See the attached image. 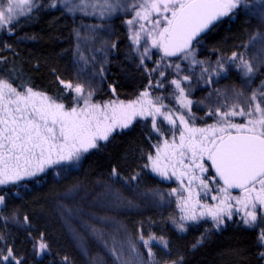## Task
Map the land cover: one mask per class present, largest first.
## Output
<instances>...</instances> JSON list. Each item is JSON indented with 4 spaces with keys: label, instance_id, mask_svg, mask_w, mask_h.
Returning <instances> with one entry per match:
<instances>
[{
    "label": "snow or ice",
    "instance_id": "6c2138e0",
    "mask_svg": "<svg viewBox=\"0 0 264 264\" xmlns=\"http://www.w3.org/2000/svg\"><path fill=\"white\" fill-rule=\"evenodd\" d=\"M42 8L56 9L74 18L93 17L100 23L73 29L77 71L74 80L66 81L57 69L51 70L62 86L58 94L49 95L23 82L16 85L15 69L0 75V186L26 188V181L48 169L66 178L80 166L85 154L100 150L102 142H109L117 130L122 132L136 122L147 124L150 120L147 137L149 141L155 139V143H150L147 150L136 145L128 148V153L142 161L137 165L140 171L124 176L113 165L110 177L127 185L138 182L141 173L150 169L161 180L170 182L175 178L178 187L167 191L153 188L141 196L161 207L171 206V198L175 197L179 215L171 213L167 220L179 233L187 232L190 225L211 222L193 249L234 217H239L246 228H259L257 242L264 249V79L253 86L258 75H264V0H49L47 4L39 0H0V32L12 35L22 20L31 19L33 12ZM241 12L258 20L260 27L236 45L237 50L230 55L218 44L211 49L214 61L197 59L196 45L203 44L205 36L224 18L234 19ZM120 14L128 30V58L136 53V68L147 74L148 82L135 98L126 101L118 98L116 87L109 83L116 98L97 102V78L103 82L109 54L118 49V41L105 37L113 30L110 21ZM3 49L11 50V45L4 43ZM148 61L155 67H149ZM0 63L6 64L7 58H0ZM96 63L100 64L98 70ZM182 63L186 65L184 75ZM167 69L175 71L171 80ZM233 71L239 75V85L212 87ZM157 72L163 79L153 84V74ZM194 79L211 89L199 102L189 98ZM166 83L171 86L169 96L154 95V89L167 91ZM169 97L175 99L177 108L164 103ZM196 103L208 108L205 116L213 118V123L197 126L198 120L204 118L193 112ZM78 188V184L72 185L65 196ZM113 196L121 205L139 206L123 198L119 191ZM7 210L6 194L0 195V220L5 228L10 223L34 227L28 215L21 223L18 208L5 214ZM140 225L135 238L125 230L123 239L112 236L111 247L104 242L113 264H186L182 253L173 254L170 240L151 231L145 235L143 221ZM88 227L103 240L102 230ZM0 241H5L0 247V264H26V258L17 256L4 235H0ZM154 244L159 246L158 251ZM83 251L88 255L86 249ZM50 252L51 245L41 232L33 256ZM258 257L264 260V250ZM60 264L72 261L65 255ZM90 264L106 262L95 256Z\"/></svg>",
    "mask_w": 264,
    "mask_h": 264
},
{
    "label": "trees",
    "instance_id": "16d2710c",
    "mask_svg": "<svg viewBox=\"0 0 264 264\" xmlns=\"http://www.w3.org/2000/svg\"><path fill=\"white\" fill-rule=\"evenodd\" d=\"M39 2L47 4L49 0ZM79 19L68 14L61 15L56 9L42 8L33 12L31 19L22 20L12 35L0 32V58H7L6 64L0 63V75H8L9 70L15 69L18 77L14 81L16 85L23 82L49 95L58 94L62 86L51 70L57 69L66 81L74 80L77 71L72 51L76 46L73 29L81 24L100 23L93 17L81 21ZM123 19L125 17L120 14L110 21L113 30L105 38L118 41V49L109 54L103 82L97 78L95 101L116 98L108 88L109 83L116 87L118 98L126 101L134 98L148 82L147 74L137 70L132 53V59L128 58L130 44ZM258 27V20L242 12L234 19L226 17L196 48H203L211 60L215 56L211 49L218 44L230 55L233 50H237L235 46L246 41L248 35ZM4 43L10 44L11 50L3 49ZM95 67L98 70L100 64L96 63ZM223 79H219L213 86L216 87ZM262 79L264 75H258L253 86L258 85ZM234 83L239 85V78ZM203 89L207 90L208 87ZM207 94L208 91L203 92V95ZM148 132L149 124L139 121L130 129L114 133L109 142L102 143L100 150H91L85 154L80 166L73 169L72 174L66 178L57 177L51 169L38 178L26 181V188L1 187L0 195L6 194L8 201L5 214L18 208L21 223L23 217L28 215L34 225L28 228L10 223L5 228L4 221L0 220V235H4L6 242L14 246L17 256L25 257L26 264H60L65 255L72 264H90L91 258L95 256L103 257L106 264H113V258L104 247V242L107 241L111 247L112 236L116 235L117 240L123 239L125 230L135 238L136 231L141 227L140 222L143 221L144 228L150 226L157 236L163 235L170 240L173 254L182 253L186 264H264L258 257L261 248L254 233L241 226L213 230L210 237L193 249L192 245L207 226H193L183 234L174 231L167 220L171 206L165 204L161 207L141 196V193L149 189L163 190L164 187L147 169L141 173L138 182L127 185L110 177L113 165L118 166L124 176L133 170L140 171L137 165L142 161H137L128 153V148L136 145L149 149L153 140H148ZM74 184L79 185L78 190L65 196ZM116 191L139 206L121 205L113 196ZM88 225L102 230L103 240L93 235ZM117 229H120L119 233ZM41 232L45 234V242L51 245V252L34 257V244L39 240ZM4 242L0 241V247H3ZM85 249L88 255L84 254ZM154 250L158 251L159 246L155 245Z\"/></svg>",
    "mask_w": 264,
    "mask_h": 264
},
{
    "label": "rangeland",
    "instance_id": "374dc122",
    "mask_svg": "<svg viewBox=\"0 0 264 264\" xmlns=\"http://www.w3.org/2000/svg\"><path fill=\"white\" fill-rule=\"evenodd\" d=\"M70 16H71V15H70ZM76 17L80 18V19H79L80 21H81L82 19L87 18V17H81V16H79V15H77ZM125 29H126V33H127V36H128V30H127V27H126V26H125ZM129 44H130V41H129ZM196 49H197V51H196V57H197V59H200V60H203V59H211V58H209V57L206 55V53L204 52L203 48H196ZM132 55H133V57H134L136 63H138V60L136 59V53H132ZM215 59H216V56H213V59H212V60L214 61ZM173 60H174V59H173ZM168 62H171V61H165V63H168ZM147 63H148V66H149V67H155V65L153 64L152 61H148ZM182 68L185 69V70L182 71L181 74H182V75L187 74V71H186V65L183 64V63H182ZM161 70H164V69H163V66H162ZM165 71H166V75H167V77H168V80H171V79L174 77V75H175V71H174L173 69H167V70H165ZM197 73H198V69H197ZM153 76H154L153 84H155V81H156L157 79H163L162 77L159 76V72L153 74ZM237 76H238V77H237ZM233 78H234V79H233ZM237 78H239V75H238L235 71H233V72H231V73L228 75L227 78L221 80L220 83H217V86H216V87H214L213 85H212V87H213V88H223V87H225V86H227V85H231V84H233L234 82H236ZM239 80H240V78H239ZM258 85H259V84H258ZM256 86H257V84H256ZM191 87H192L193 91H192V94L190 95L189 98L192 99L193 101H196V102H199L201 99H203L204 97L207 96V95H206V96L203 95V91H204V92H205V91H208V92H209V91L211 90V89L209 90V88H208L207 90H204L203 88L206 87V86L204 85V83H203V82H200L199 84H197L196 81H195V79L193 80ZM166 88H167V91H165V89H159V90H155V89H154V90H153V93H154V95H160V96L168 97V96H169V92L171 91V86H170V85H167V83H166ZM137 94H138V93H137ZM134 98H135V97H134ZM132 99H133V98H132ZM213 99H214V97H213ZM97 102H101V101H97ZM164 103H165V104H168L169 107H172V108H174V109L178 107V105H176L175 99H174V98H171V97L165 99V100H164ZM205 103H207V101H205ZM193 108H194V109H193V112L196 114L197 117H203V118H204L203 120H198V122H197V126L202 127V126H204V123L211 124V123L214 122L213 118H208L207 116H205V113L208 111V108H207V107H205V106H203V105H200L199 103H196V104H194ZM195 108H198L199 110H195ZM236 119L239 120V118H236ZM141 122H144V121H141ZM147 123L149 124L150 130H151V122H150V120H149ZM123 131H124V130H123ZM117 132H120V130H117ZM102 143H103V142H102ZM152 143H155V139H153V142H152ZM153 151H154V150H153ZM49 170H51V169H48L47 171H49ZM147 170H148V172H149L152 176H154L159 182H161V184L164 186V187H163V191H167L168 189H170V188H172V187H178V184H177V182L175 181V178H173V180L170 181V182H169V181H164V180H161L160 177H158V176H156L154 173H152V172L150 171V169H147ZM47 171H46V172H47ZM43 174H44V173H43ZM41 175H42V174H41ZM1 187H4V186H0V188H1ZM171 199H172L173 202H172V204H171L170 214L176 212V209H175V197H172ZM176 214L179 215L178 212H176ZM169 223H170V222H169ZM236 223H238L239 226L246 228V227L242 224V222L239 221V217H234V219H233L232 221H227L226 224H225L224 226H222L221 230H224V229H226V228H230V227H237ZM198 225H199V226H201V225L204 226V225H205V226H207V227H210V226H211V222H210V221H209L208 223L201 222V223L198 224ZM198 225H196V224H194V225H190L189 228H192L193 226H198ZM170 227H171L172 229H174V231H176L175 227H174L171 223H170ZM189 228H188V229H189ZM149 231L152 232L150 226H147V227L144 228L145 235H147V232H149ZM176 232H177V231H176ZM177 233H179V232H177ZM135 234H136V235L138 234V230L136 231ZM179 234H183V233H179ZM153 243H154V242H153ZM154 249H155V244H154ZM141 250H142V251H145V250H143L142 245H141ZM262 250H264V249H262ZM145 255H146V251H145Z\"/></svg>",
    "mask_w": 264,
    "mask_h": 264
},
{
    "label": "flooded vegetation",
    "instance_id": "af4514ba",
    "mask_svg": "<svg viewBox=\"0 0 264 264\" xmlns=\"http://www.w3.org/2000/svg\"><path fill=\"white\" fill-rule=\"evenodd\" d=\"M204 92V91H203ZM194 109V108H193ZM195 110H199L198 108H195ZM236 225L237 226H239V224L238 223H236ZM247 229H249V230H251L253 233H254V235H255V237H256V240H257V236H258V234H259V228H254V229H250V228H247ZM262 250V249H261ZM264 261V260H263Z\"/></svg>",
    "mask_w": 264,
    "mask_h": 264
},
{
    "label": "water",
    "instance_id": "95a60500",
    "mask_svg": "<svg viewBox=\"0 0 264 264\" xmlns=\"http://www.w3.org/2000/svg\"><path fill=\"white\" fill-rule=\"evenodd\" d=\"M173 59H175V58H173Z\"/></svg>",
    "mask_w": 264,
    "mask_h": 264
}]
</instances>
